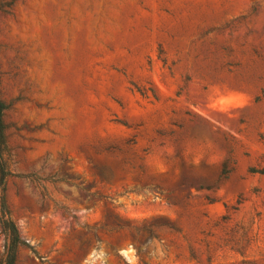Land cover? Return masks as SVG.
<instances>
[{
  "label": "rangeland",
  "instance_id": "374dc122",
  "mask_svg": "<svg viewBox=\"0 0 264 264\" xmlns=\"http://www.w3.org/2000/svg\"><path fill=\"white\" fill-rule=\"evenodd\" d=\"M0 99L17 264H264V0H0Z\"/></svg>",
  "mask_w": 264,
  "mask_h": 264
},
{
  "label": "trees",
  "instance_id": "16d2710c",
  "mask_svg": "<svg viewBox=\"0 0 264 264\" xmlns=\"http://www.w3.org/2000/svg\"><path fill=\"white\" fill-rule=\"evenodd\" d=\"M8 109V105L0 99V227L6 241L2 264H17L18 250L26 244L20 237L7 202L8 181L12 176L7 159L8 143L5 114Z\"/></svg>",
  "mask_w": 264,
  "mask_h": 264
}]
</instances>
